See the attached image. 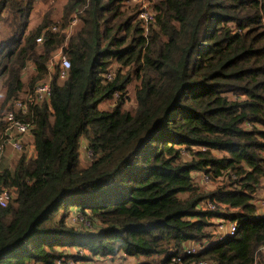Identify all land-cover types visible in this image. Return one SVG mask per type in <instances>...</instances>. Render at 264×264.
I'll return each mask as SVG.
<instances>
[{"label": "trees", "instance_id": "obj_1", "mask_svg": "<svg viewBox=\"0 0 264 264\" xmlns=\"http://www.w3.org/2000/svg\"><path fill=\"white\" fill-rule=\"evenodd\" d=\"M40 1L50 0H0L2 106L23 92L26 64L30 91L59 49L70 68L62 83L54 73L48 102L20 117L34 124L35 158L0 166V190L12 194L0 207V264L119 254L174 264L185 245L210 236L212 219L236 222V235L184 263L264 264V217L253 204L264 178V0H153L146 28L124 0H51L29 31ZM59 2L60 31L51 33ZM72 17L78 28L67 37ZM195 172L225 182L204 193ZM208 199L215 212L200 209ZM72 209L91 228L68 224Z\"/></svg>", "mask_w": 264, "mask_h": 264}, {"label": "built area", "instance_id": "obj_2", "mask_svg": "<svg viewBox=\"0 0 264 264\" xmlns=\"http://www.w3.org/2000/svg\"><path fill=\"white\" fill-rule=\"evenodd\" d=\"M126 4L132 5L136 8L135 14L138 21L142 23V26L146 28L148 25L152 24L155 20V12L153 10V0H124ZM77 18L73 17L72 21ZM71 21V23H72ZM51 33H57L58 29L56 27H51ZM68 30V29H66ZM45 30L43 33H45ZM72 33V31L66 33L67 37ZM44 40V36L41 35L36 38L35 42L41 44ZM32 65L26 64L23 69V75L29 73L28 70L32 69ZM58 67V68H57ZM70 68V62L68 58L59 49L54 56L51 58L47 64V76L43 80L35 84L32 91L26 92L24 97L17 98L12 102H9L6 109L3 112L2 120L6 124L5 128L0 131V159L4 155V150L6 146H9L13 152L24 155L26 152L25 146L27 141H32V130L34 127L33 122H24L20 117L26 115L29 106H41L44 102H48L50 99L51 91V81L54 73L56 72L57 81L62 83L68 77V71ZM35 71V69H34ZM33 74V73H32ZM114 78V69L111 68L105 73L104 80L110 81ZM118 94H115V98ZM94 155L91 151L87 149L86 143L84 141L80 142V158L83 163L90 162ZM32 159V158H28ZM87 160V161H85ZM199 176L198 181L195 179V183L198 185H205L210 181L209 176L205 172H195V177ZM194 177V175H193ZM259 208L256 212V217H264V178L261 182L259 188ZM12 200V194L7 189L0 190V207L5 208L8 206ZM200 209L209 212H215L217 210V204L210 199L205 200L200 204ZM72 220L69 221L70 225H73L78 229H88L91 228L89 220L73 209ZM209 232L210 236L199 242L188 243L177 255L171 258V262L175 264H184L183 259L185 257H192L201 254L210 246L220 244L226 239L233 238L237 233V223L234 221H229L226 219H212ZM264 250V246L262 247ZM125 257L119 254L115 257H107L106 259L115 260V264H123L122 258ZM103 258V257H101ZM100 262L98 259H93L90 264H98ZM76 264L73 260L66 261L64 258H60L56 261V264ZM101 263V262H100ZM155 264H161L155 263ZM195 264V263H188ZM196 264H209L204 260H200Z\"/></svg>", "mask_w": 264, "mask_h": 264}, {"label": "rangeland", "instance_id": "obj_3", "mask_svg": "<svg viewBox=\"0 0 264 264\" xmlns=\"http://www.w3.org/2000/svg\"><path fill=\"white\" fill-rule=\"evenodd\" d=\"M51 3H52L51 0L49 1V3H45V2L40 1V3L37 6H35V8L32 11L31 20H30V24L32 26V29H34L35 27H37L41 23L44 14L51 8V6H50ZM124 5H125V8L124 9L127 8L128 10H130V8H135L132 5H129V4H126V3ZM53 10L55 12H54L52 18L55 19L54 20L55 22H54L53 25L50 26V28L51 27H56L58 29V32H59L60 31V27L59 26L61 25L60 22H61V18H62V14H63L62 7H61V2L57 3V5L53 8ZM135 10H136V8H135ZM72 19H73V17H72ZM77 22H78V20L74 19L72 21V23H70L69 28H66L68 30L65 29V30H62L61 32L62 33H68L70 31H72L73 33L76 32V29L78 28V23ZM0 29H1V27H0ZM2 29H4V28H2ZM113 69L114 70L116 69V66L115 65H113ZM31 75H32V73H28V74H26V75L23 76V78H24L23 79V83H24L25 93L30 91V89H28V86H27V88H25V87L28 84V82L30 81V78H31L30 76ZM2 82H3V79L0 80V107H2V110L0 112L1 114H2L3 108L5 109V107L7 106V103L4 106H2V104H4L3 103L4 102L3 101V97L1 96ZM22 95L23 94H20L19 95V98H21ZM114 103H115L114 100L113 101H108L104 105H101L100 108L101 109L112 108L113 105H114ZM123 108L124 109H127V110L135 108L133 87L129 90V92H127L126 101L124 103ZM85 161H87V160H85ZM193 175H194V180L196 179L198 181V179L200 177L199 176H196L195 177V173H193ZM224 179L225 178H220V179H217L216 178L215 180H210L205 185H201V186L198 185V184H196V185L198 186V188L202 192L209 193V192L215 191L216 188L221 187L223 185V182H225ZM258 199H259V194L256 195V199L255 200H258ZM73 211H74L73 209L70 210L69 213H68V215L66 216V222L68 224H69V221L72 220V218H71L72 215L71 214H72ZM132 260L133 259H128L127 262L124 263V264H131V263L134 264L135 261H132ZM98 264H103V262H101V263L98 262Z\"/></svg>", "mask_w": 264, "mask_h": 264}, {"label": "crops", "instance_id": "obj_4", "mask_svg": "<svg viewBox=\"0 0 264 264\" xmlns=\"http://www.w3.org/2000/svg\"><path fill=\"white\" fill-rule=\"evenodd\" d=\"M78 23V22H77ZM29 24H30V22H29ZM0 27L1 28H4V27H2L1 25H0ZM36 28V27H35ZM34 28V29H35ZM28 30L30 31V30H33L32 29V26H31V24L29 25V27H28ZM32 67V69H30V70H28L29 71V73H33L34 72V67L33 66H31ZM28 74V73H27ZM21 94H23L22 95V97H24V95L26 94L25 93V90H23V92L21 93ZM21 97V98H22ZM8 105V104H7ZM7 107V106H6ZM6 107H5V109H6ZM4 109V110H5ZM33 141V140H32ZM32 141H27V143H26V146H25V150H26V152L24 153V155H21V154H18V153H15V152H13L12 151V149L9 147V146H6L5 147V150H4V155L1 157V159H0V166L2 167V168H7V169H12V166H13V163L17 160V159H19L21 156H25L26 158H35V156H36V152H35V150H34V147H33V143H32ZM257 194H259V191H257ZM256 194V195H257ZM260 196V195H259ZM259 200V199H258ZM258 200H254V205H256V212L258 211V208H259V203H258ZM256 212H255V216L257 215L256 214ZM186 246V245H185ZM184 246V247H185ZM95 259H98L100 262H103V264H115V260H110V259H106V258H101V257H94ZM94 258H92V260L94 259ZM172 258V257H171ZM128 259H130V258H126V257H123L122 258V262H123V264L124 263H126L127 262V260ZM166 259V257L165 256H161V257H154V259H153V261H154V263H159V262H163L164 260ZM132 261H135L134 259L132 260ZM170 262H171V259H170ZM172 263V262H171ZM183 263H184V260H183ZM86 264H90V263H86ZM132 264V263H131ZM134 264H140V262H136L135 261V263ZM175 264V263H174ZM184 264H186V263H184Z\"/></svg>", "mask_w": 264, "mask_h": 264}]
</instances>
